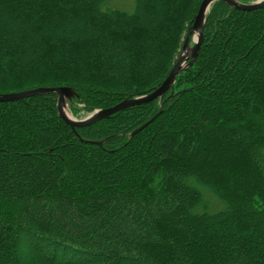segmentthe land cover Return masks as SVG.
Listing matches in <instances>:
<instances>
[{
	"label": "trees",
	"instance_id": "1",
	"mask_svg": "<svg viewBox=\"0 0 264 264\" xmlns=\"http://www.w3.org/2000/svg\"><path fill=\"white\" fill-rule=\"evenodd\" d=\"M106 1L0 0V94L79 118L160 86L202 0ZM0 264H264V8L215 2L172 91L75 132L0 103Z\"/></svg>",
	"mask_w": 264,
	"mask_h": 264
},
{
	"label": "water",
	"instance_id": "2",
	"mask_svg": "<svg viewBox=\"0 0 264 264\" xmlns=\"http://www.w3.org/2000/svg\"><path fill=\"white\" fill-rule=\"evenodd\" d=\"M217 1H222L227 5H229L230 7H232L233 9L242 12H251L254 10L264 8V0H256L249 4H242L237 0H202L201 3L199 4L197 13L193 18L191 26L186 31L183 44L179 51V55L177 56L171 71L169 72L167 77L163 80V82L160 84V86H158L155 90H153L152 92L146 95L125 99L113 105L112 107L106 109L95 110L84 119H75L73 117L68 118L64 114V108L67 107L66 102L71 101L73 98L76 97L75 92L69 87H39L17 93L0 94V103H12L33 96L54 94L56 95V111L58 117L61 119L63 123H65L71 128L72 132H75L76 128H83L93 125L94 123L102 119H106L117 112L124 111L126 109H130L145 103L152 102L156 99H159L168 91H172L173 84L175 82L177 75L180 72L185 71L187 68L192 66L194 60L198 55L203 40V27L205 22V15L209 11L211 5H213ZM189 38L192 41V46H190L188 42ZM160 113L161 110L151 119L145 122L143 125L135 129L131 133V136L137 134L145 127H147L150 123H152L155 120V118ZM88 143L93 145L101 144V142H92V141H89Z\"/></svg>",
	"mask_w": 264,
	"mask_h": 264
},
{
	"label": "rangeland",
	"instance_id": "3",
	"mask_svg": "<svg viewBox=\"0 0 264 264\" xmlns=\"http://www.w3.org/2000/svg\"><path fill=\"white\" fill-rule=\"evenodd\" d=\"M133 6H134V0H107L103 6V9H115L126 13H130L133 10ZM190 46H192V44H190ZM67 110L69 111L70 115L75 119H84L93 112L92 111L88 114L81 113V117L76 118L71 114L70 109H68V107Z\"/></svg>",
	"mask_w": 264,
	"mask_h": 264
},
{
	"label": "bare ground",
	"instance_id": "4",
	"mask_svg": "<svg viewBox=\"0 0 264 264\" xmlns=\"http://www.w3.org/2000/svg\"><path fill=\"white\" fill-rule=\"evenodd\" d=\"M64 114H65L68 118H72V116L70 115L69 111L67 110V107L64 108Z\"/></svg>",
	"mask_w": 264,
	"mask_h": 264
}]
</instances>
